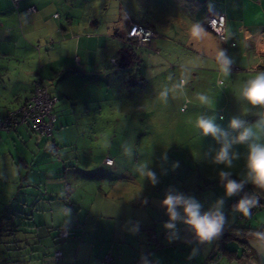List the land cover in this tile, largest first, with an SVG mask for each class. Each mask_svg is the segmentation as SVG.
<instances>
[{
	"label": "crops",
	"instance_id": "1",
	"mask_svg": "<svg viewBox=\"0 0 264 264\" xmlns=\"http://www.w3.org/2000/svg\"><path fill=\"white\" fill-rule=\"evenodd\" d=\"M29 7L34 9L27 11ZM55 13L59 17H55ZM215 13L223 14L226 19L224 41H220L206 26L207 18ZM133 23L153 29L156 37L149 41L148 48L159 46L169 58L183 54L190 57L188 67L179 73L187 76V84L192 89L201 80L209 85L210 99H206L209 104L204 101L202 104L208 113L203 118L212 120L219 127L221 136L217 142L220 147L225 142L231 144L229 153L234 157L232 166L249 171L248 145L264 144V106L251 104L240 95L246 82L264 71V0H18L17 7L13 0H0V53L16 59L15 63L20 67H13L17 82L11 85V89L0 93V115L22 105L29 98L32 81L38 74L42 78L46 75L40 71L46 66L49 67L46 69L49 83L43 79L48 91L60 98L54 106L56 121L52 136L37 141L33 130L24 124L9 132L0 131V183L6 179L8 181L6 175L9 173L19 175L20 171L14 166L15 157L23 167L32 164L38 168L26 174L30 186L28 199L32 203L28 212L31 209V213L24 214L25 206L17 194H12L8 200L4 194L0 200L1 223L7 224L5 217L15 219L26 215L37 221L38 216L48 217L49 214L50 222L44 220L43 224L52 226L49 228H52L54 236L51 241L47 236L48 227L42 228L40 224L33 223L30 227H34L37 234L32 242L22 244L15 238L13 242L8 238V242L0 243V264H160L157 257H152L154 244L151 234L155 233L160 247H170L172 244L168 229L161 232L158 241L155 232L157 223L149 218L151 215L148 212L145 213V224L140 229H132L127 223L119 227L118 218L105 216L101 210L94 209L95 201L84 195L86 190L83 187L89 188L91 183L101 185L105 177L95 175L91 179H80L73 171L71 183L65 180L63 184L60 175L55 174L61 166L60 161L49 155L54 149L60 151L68 163L94 165V157L84 161L83 157L74 155L77 153L72 147L73 143L72 146L64 145L69 132L76 126L83 129L84 123L92 125L99 118L102 120L106 108L114 116H120L121 111L124 115L131 112V105L118 110L119 101L111 92V86L117 85L115 78L120 71L127 69L119 66V53L129 46L125 34ZM36 42L43 45L39 47ZM52 42L58 44L51 45ZM169 42H175L179 49L176 48V51ZM221 51L224 52V59L232 61L228 65L230 74L227 76L220 67L218 53ZM114 52L118 53L119 59L112 56ZM144 53L147 64L150 58L155 59L149 52ZM142 54L137 56L144 63ZM36 55L38 59L35 65ZM44 57L46 60H43ZM106 57L115 58L119 67L109 61V66L114 69H105ZM196 59H201L203 64L197 63ZM25 63L31 65L30 71H23ZM11 67L10 64L6 66V74L12 72ZM234 67L240 70H234ZM147 72L146 67L143 68L138 75L142 83H138L137 79L135 81L133 76L132 84L143 85L145 79L151 78ZM159 74L164 82L175 81L163 76V69ZM19 76H22L27 88L18 83ZM7 79L10 83L13 81V78ZM179 83L182 87L186 86L184 79ZM232 119L240 121L241 126L230 127ZM245 130H251L249 139L244 143H233ZM78 137L82 139L84 133L81 131ZM204 139L206 141L211 137ZM59 144L63 146L58 148ZM206 144L210 148L207 141ZM7 146L10 149L8 152ZM207 153L209 156L205 159L208 164L214 163L216 155L212 149ZM106 157L108 155L102 158L100 166L109 175V170H117L119 164L116 165V157L111 165L106 164ZM7 170L10 172L6 174ZM247 175L231 177L244 182L241 178ZM67 184L70 187L69 200L63 198ZM21 185L19 183L18 186ZM111 185L113 189L115 184ZM50 192L59 195H50ZM97 195L101 198L99 203L102 208H113L111 198H106L99 190ZM231 198L229 196L230 207L235 212L230 215L232 209H229L222 227H238L246 233L248 229L245 228L261 227H252V224L249 227L237 220L244 221L246 217L237 210ZM204 209L202 211L206 212L207 209ZM110 214L113 213L110 211ZM132 219L135 224V214ZM61 228L70 231V234L58 236L57 230ZM14 231L11 230L13 234ZM166 232L169 235L165 236ZM57 250L62 252L59 259L54 257ZM106 254L111 257L109 262L103 261Z\"/></svg>",
	"mask_w": 264,
	"mask_h": 264
},
{
	"label": "rangeland",
	"instance_id": "2",
	"mask_svg": "<svg viewBox=\"0 0 264 264\" xmlns=\"http://www.w3.org/2000/svg\"><path fill=\"white\" fill-rule=\"evenodd\" d=\"M36 43L39 47L43 45L42 42ZM53 43L51 45L58 44ZM169 44L174 49H179L175 42H169ZM148 45L149 42L137 47L136 54L141 55L143 52H149L152 57L155 56V59L150 58V62L147 64L144 57L146 54H142L141 59L144 60V63L139 62L136 67L130 66L126 70L120 71V74L115 78V81L117 79V85L111 86V92L119 101L120 107L118 110L121 111V109L123 110L131 105V112L124 115L121 111L120 116H114L109 114L107 112L109 108H106L102 120L99 118L92 125L84 123L83 129L76 126L67 136L64 145L72 146L73 143L72 147L77 153L74 154L76 157H83L84 161L88 157H94L95 164L68 163L64 156H61L60 151L57 152L54 149L49 152V155L60 161L61 166L59 170L55 171V174H59L63 182L67 180L71 183L73 171L80 179H91L95 175L105 177L103 180L105 182L98 185L100 188L95 186V183L89 184V188L88 186L83 187L86 190L84 195L95 201L94 209L101 210L105 216L118 218L116 221L119 227H123L127 223L132 229L134 227L140 229L145 224L147 219L145 213L148 212L151 215L149 218L157 223V231L154 229L153 231L157 233L159 242L161 232L168 229L171 232L169 238L172 240L170 247L164 246L159 249L153 247V254L151 253L154 259L155 257L159 259L160 264H206L208 253L217 245L219 237L215 236L209 241H200L196 236H192V229L184 223L186 217L183 212V205H177L175 209L177 218L172 220L162 202L169 194L181 196L184 200H193L198 203L201 206V214H203L202 210L204 208L207 209L206 212L212 211L217 205V201L223 200L224 203L220 206V211L225 218L229 209H232L230 215L235 211L230 207V199L226 195L223 185L219 184L222 180L221 172H228L230 173L229 176L237 177L238 174L247 175L249 171L238 169L235 166L228 168L224 164L216 162L208 164V160L205 159L209 156L207 150L211 151L212 149L214 155H216L221 148L217 142L219 136H221L220 129L216 137L206 136L198 125V118L208 113L203 109L202 104H209V101H206V99H210L209 85L205 83V80L204 82L201 80L199 84L197 83V87L192 89L187 84L189 80L187 76L179 73L181 69L188 67L189 56L183 54V56L169 58L166 56L167 53L159 46L148 48ZM42 51L44 50L42 49ZM112 56L119 59L116 52ZM37 59L38 55L35 56V65ZM111 59L106 57L105 63V69L110 71L114 69L109 66ZM43 60H46V57ZM196 61L203 64L201 59H196ZM15 62L16 59L13 57H5L0 53V93L11 89V85L17 82V74L13 73V67H20ZM8 64L12 66L10 74H6L5 68ZM145 67L148 71L147 76L151 78L145 79L143 85L132 84V77L139 75ZM46 69H49V67L41 68L40 71L41 74H46L43 75V78L48 84L49 79ZM162 69L163 76H169L175 81L164 82L159 74ZM30 70L31 65L25 63L23 71ZM156 72L158 73L155 74ZM7 78H13V81L10 83ZM19 79L18 83L27 88L22 76H19ZM181 79L185 80L186 86L182 87L180 85ZM210 87L213 91V87ZM108 89L107 85L106 90L108 91ZM193 90H195L194 93ZM182 104L184 105L181 108ZM81 131L85 136L82 139L78 137ZM205 137H211V139H206L211 149L207 146ZM60 146L63 145L59 144L58 148ZM9 150L7 146L6 152ZM88 150H90L89 153ZM106 155L112 159L116 157V165L119 164L117 170H109V175H106V169L100 166L102 158ZM58 156L61 157L58 158ZM14 166L20 173L19 175H12V173L7 174L10 170L6 171L8 181L6 179L0 183V200L4 194L7 195V200L12 194H17L20 197V202L25 206L23 208L24 214L31 213V209L28 212L32 203L28 199L30 186H28L29 182L26 179V174L29 170L34 169L36 171L38 168L32 164H30V167H23L17 157H15ZM247 178H249V175L241 179L245 180V184L249 187L252 182L248 181ZM19 183L22 184V187L18 186ZM112 183L115 184L113 189H111ZM98 190L103 195L105 194L106 198H111L114 201L112 209L101 207L99 203L101 198L98 195L95 196ZM49 194L59 195L54 192ZM231 196L232 200L235 195ZM248 209L250 210V208ZM110 211L113 214H110ZM133 214L136 216L135 224L132 219ZM49 216V214L48 217L46 215L41 216V218L38 216L37 221L26 215L15 219L5 217L4 222L7 223L5 225L1 223L2 218L0 217V243L8 242L9 239L13 242L14 238L22 244L32 242L37 234L35 228L30 227L33 223L40 224L39 226H42V228L48 227L47 236L52 241L54 239L53 230L49 228L52 226L43 224L44 220L50 222ZM244 216L246 217L244 221L243 219H236L249 227L250 224H252V227L264 225V206L254 209L252 213H244ZM107 220L113 221L110 218H107ZM169 223L173 227H166ZM13 229L15 230L14 234L11 232ZM222 244L224 259L221 264H229L228 256L230 252H236L237 256L244 253V249L236 240L223 239Z\"/></svg>",
	"mask_w": 264,
	"mask_h": 264
},
{
	"label": "clouds",
	"instance_id": "3",
	"mask_svg": "<svg viewBox=\"0 0 264 264\" xmlns=\"http://www.w3.org/2000/svg\"><path fill=\"white\" fill-rule=\"evenodd\" d=\"M207 22V21H206ZM212 31V30H211ZM125 39L130 40L128 38ZM220 58V67L223 73L227 76L230 74L228 65L232 63L231 60L224 59V52L218 53ZM240 95L251 104H260L264 106V71L258 72L255 77L243 86ZM198 125L202 130L204 135L217 136L219 128L210 119H205L203 117L198 118ZM241 122L232 119L230 121V127L239 128ZM251 135V130H245L239 137L236 138L235 142L244 143ZM231 144L225 142L223 146L219 149L216 154L215 162L219 164H224L225 167L230 168L232 166L233 156L230 155L229 149ZM248 168H249V178L252 183L257 184L259 187H264V183L258 182V177H264V144L250 143L248 145ZM149 175H151L149 173ZM230 173L221 172L220 176L222 180L227 182L223 185L226 195L231 196L236 194L243 185L237 183L234 180L228 179ZM163 205L168 210L170 218L175 220L177 218L176 207L177 205H183V212L186 217L184 223L192 229L195 236L200 241H209L213 237L217 236L224 224V216L220 211V206L224 203L223 200L217 201V205L214 210L204 212L201 214V206L193 200H184L181 196H173L171 194L167 195L163 200ZM252 201L247 199H241L237 204V210L242 213H247L248 208ZM264 206V205H262ZM261 207V206H260ZM166 227L171 228L173 225L171 223L167 224ZM253 237L251 235H248Z\"/></svg>",
	"mask_w": 264,
	"mask_h": 264
},
{
	"label": "built area",
	"instance_id": "4",
	"mask_svg": "<svg viewBox=\"0 0 264 264\" xmlns=\"http://www.w3.org/2000/svg\"><path fill=\"white\" fill-rule=\"evenodd\" d=\"M14 6H18V0H13ZM34 7H29L27 11H32ZM55 17H59L57 13L54 14ZM225 16L220 13H215L207 18V27L212 30L216 36L221 40H225ZM154 31L143 25L133 23L129 25V28L125 34L126 38L133 41L135 48L145 45L152 38L155 37ZM38 48V47H37ZM77 59V57L75 58ZM111 62L118 66V62L115 58L111 59ZM119 67V66H118ZM234 70H240L239 67H234ZM60 100L59 96L51 95L48 91V87L41 77L40 74L36 75L32 81V91L29 98L20 106L12 109L6 110L5 113L0 115V131H11L18 127V125L24 124L29 126L39 141L44 137L52 136L54 123L56 121V115L54 112V106ZM113 162L111 157L105 158V163L111 165ZM241 183L243 187L239 190L233 197L232 203L237 205L241 199H247L252 201L248 209V213L254 212V209L264 205V197L260 194L253 192L247 187L244 182H239L236 179L228 178ZM226 180H221L219 184H225ZM66 196L70 193V187L67 184L64 188ZM70 233L66 230H60L58 236L65 237ZM169 235L168 232L165 236ZM151 239L153 240L154 247L160 248L159 243L156 241L155 233L151 234ZM219 252L218 248L214 249L212 255H210L208 261L210 264H215L218 262V257H215V253ZM62 256V252L57 250L54 252V257L59 259ZM111 257L106 254L103 257L104 262H109Z\"/></svg>",
	"mask_w": 264,
	"mask_h": 264
},
{
	"label": "trees",
	"instance_id": "5",
	"mask_svg": "<svg viewBox=\"0 0 264 264\" xmlns=\"http://www.w3.org/2000/svg\"><path fill=\"white\" fill-rule=\"evenodd\" d=\"M225 24H226V22H225ZM206 26H207V24H206ZM225 27H226V25H225ZM225 38H226V31H225ZM119 55H120V62H121L119 65L120 68H129L130 66L136 67V65H138V63L140 62L139 61L140 59L136 54V48L134 46V43L131 40H129V46L128 47L120 50ZM134 78H135V81L138 80L137 81L138 83H142V79L140 77H138V75ZM54 125H55V123H54ZM53 130H54V128H53ZM52 134H53V132H52ZM228 178L235 179L234 177H231V176H229ZM236 180H238V179H236ZM238 181L242 182L241 180H238ZM258 182L264 183V177H258ZM248 188L251 189L253 192L258 193L262 197H264V187H259V186H257V184L252 183L249 185ZM69 195H70V193L66 196L65 191H64L63 198L68 199ZM245 229H248V233L243 231V229L242 230L239 229L238 227H222L221 232L217 235L219 237V241L217 242V245L214 248H212L211 251L208 253L206 264H210L208 259H209L210 255L213 254L215 248H218V250H219V252L215 253V257L219 256L218 262L215 264H221V261L224 259L223 244H222L223 239L236 240L240 244V246L244 249V253L241 256H237L236 252H230V255L228 256L229 264H235L241 259L248 258V256L250 255L249 248L246 245L242 244L239 241V239L241 237H246L248 235H251V236L256 237V238H264V226L258 227L257 229H255V228H245ZM60 230H66V229L61 228V229H58L57 231H60ZM68 232H70V231H68ZM249 232H251V233H249Z\"/></svg>",
	"mask_w": 264,
	"mask_h": 264
},
{
	"label": "water",
	"instance_id": "6",
	"mask_svg": "<svg viewBox=\"0 0 264 264\" xmlns=\"http://www.w3.org/2000/svg\"><path fill=\"white\" fill-rule=\"evenodd\" d=\"M239 241L249 248L250 255L235 264H264V238L246 236Z\"/></svg>",
	"mask_w": 264,
	"mask_h": 264
}]
</instances>
